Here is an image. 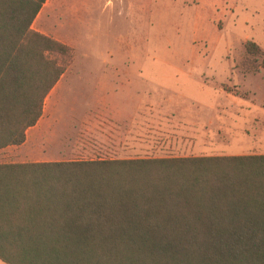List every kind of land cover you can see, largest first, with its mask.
<instances>
[{
	"label": "trees",
	"instance_id": "obj_1",
	"mask_svg": "<svg viewBox=\"0 0 264 264\" xmlns=\"http://www.w3.org/2000/svg\"><path fill=\"white\" fill-rule=\"evenodd\" d=\"M46 1L0 0V150L74 58L31 29ZM0 261L264 264V156L0 164Z\"/></svg>",
	"mask_w": 264,
	"mask_h": 264
},
{
	"label": "rangeland",
	"instance_id": "obj_2",
	"mask_svg": "<svg viewBox=\"0 0 264 264\" xmlns=\"http://www.w3.org/2000/svg\"><path fill=\"white\" fill-rule=\"evenodd\" d=\"M31 29L74 58L0 164L258 154L264 0H47Z\"/></svg>",
	"mask_w": 264,
	"mask_h": 264
},
{
	"label": "crops",
	"instance_id": "obj_3",
	"mask_svg": "<svg viewBox=\"0 0 264 264\" xmlns=\"http://www.w3.org/2000/svg\"><path fill=\"white\" fill-rule=\"evenodd\" d=\"M64 75L61 77V79L59 80V82L56 84L55 87H59V85L61 84V81L63 80ZM54 87V88H55ZM185 110V106H183ZM239 107H243L242 105H239ZM140 109V108H139ZM237 111H245L246 114H244V116L249 115V117L252 120V140H251V144L252 145H256V147H252L255 149H260L258 150V154H238V155H219V156H204V155H193V156H187V157H240V156H264V152L262 153V151H264V104H257V105H252L251 109L249 111H247V108H237ZM249 112V114H248ZM245 116V117H246ZM125 117V116H124ZM141 117V116H140ZM143 117V116H142ZM33 128V127H32ZM129 133H127L128 135ZM29 138H28V134L26 133V140L25 142L20 145V147H23L25 144H27ZM241 149H245V147H241ZM43 162H50V161H46V160H42L41 163ZM53 162H58V161H53Z\"/></svg>",
	"mask_w": 264,
	"mask_h": 264
}]
</instances>
